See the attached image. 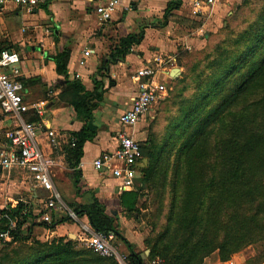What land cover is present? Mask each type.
Masks as SVG:
<instances>
[{"label": "crops", "instance_id": "0c3cea01", "mask_svg": "<svg viewBox=\"0 0 264 264\" xmlns=\"http://www.w3.org/2000/svg\"><path fill=\"white\" fill-rule=\"evenodd\" d=\"M106 1L37 0L31 14L10 4L4 10L0 25V53L11 50L19 54L17 67L27 100L45 102L41 115L28 113L24 120L42 124L36 141L43 156L52 161L51 182L60 202H66L71 210L69 207L85 206L95 199L128 245L140 250L144 232L136 213L147 212L140 207L147 193L140 179L144 157L137 167L133 185L128 188L121 187L109 173L96 172L92 161L117 148L119 118L129 108L144 80L138 83L134 79L137 72L169 58H174L177 65L185 52L199 50L205 35L216 32L215 26L225 16L226 6L217 0L215 5L204 7L201 14H196L189 0H180L170 11L167 6L177 0H115L111 19L99 24L94 9ZM229 2L227 0V4ZM129 35L140 36L139 44L132 46L124 56H118L119 42ZM85 50H90L91 56L82 66ZM63 53L67 73L59 75L52 59ZM174 69L177 68L157 75V81L165 83L168 89L181 73L178 68L177 76L170 77ZM77 83L91 96L90 117L86 121L72 106L75 100L72 86ZM154 107L129 130L140 146L149 142L152 124L158 121V107ZM85 126L94 137L82 145L81 156L76 160L73 153L67 156L65 148L70 135ZM13 127L14 122L0 111V150L9 149L7 132ZM136 194L137 198L133 196ZM46 196L42 189L33 187L25 171L17 167L0 170V210L21 202L30 207L35 216L32 237L80 241L83 238L81 225L90 228L88 219L79 217V223H74L64 210L57 209L51 213V224L43 223L40 218L45 212ZM131 206L138 211H132ZM3 242H8V238H0V245ZM253 246L227 261H220L215 252L203 264H264L260 249L255 251Z\"/></svg>", "mask_w": 264, "mask_h": 264}, {"label": "trees", "instance_id": "16d2710c", "mask_svg": "<svg viewBox=\"0 0 264 264\" xmlns=\"http://www.w3.org/2000/svg\"><path fill=\"white\" fill-rule=\"evenodd\" d=\"M179 2L169 4L167 11ZM139 41L140 36L133 35L122 39L117 55L124 56ZM52 61L57 74L66 75V55L59 54ZM226 82L234 83L233 88L210 111L197 115L186 110L181 114L180 108L167 127V138L174 139L173 144L180 140V148H185L182 167L173 173L169 193L173 206L178 204L181 213H169L161 231L145 241L150 257L164 264H203L215 252L220 261H227L249 246L264 243V58L250 64L243 77L231 75ZM72 89V106L86 121L91 96L78 83ZM93 137L86 126L71 134L68 142L74 139L75 143L65 148L67 156L73 153L78 160L82 145ZM156 137V133L150 134L149 148L145 150L150 160L162 152L152 144ZM179 172L183 192L177 185ZM155 176V170L146 172V187ZM165 186L163 182L161 187ZM133 196L137 198V194ZM70 208L78 217L85 216L93 231L120 239L129 252L128 264H137L139 254L133 252L95 199L85 206ZM131 210L138 211L134 206ZM34 220L30 207L21 202L0 210V234L9 238L1 244L0 264H115L91 251L97 257L91 259L92 263L79 260L82 253L74 251L71 241L57 245L36 241L28 245L36 226Z\"/></svg>", "mask_w": 264, "mask_h": 264}, {"label": "rangeland", "instance_id": "374dc122", "mask_svg": "<svg viewBox=\"0 0 264 264\" xmlns=\"http://www.w3.org/2000/svg\"><path fill=\"white\" fill-rule=\"evenodd\" d=\"M218 2L226 6L225 18L223 17L215 26L216 32L202 35H205V42L199 50L195 48L196 50L183 54L179 63L175 65V68L181 70L180 75L173 80L166 95L154 105L155 107L153 106L155 109L158 107L159 112L158 121L152 124L153 132L158 135V139L156 137L152 144L154 148H161L162 152L159 155L153 153L152 160H150L144 155L145 150L148 151L149 144L146 143L142 146L144 168L140 179L143 181L144 185H142L147 193L143 196L145 202L140 207L146 209L147 212L136 213L140 218L139 226L144 232L142 249H133L136 254L143 253L145 250L150 251L145 241L153 239L161 231L169 213H173L172 216L174 213H181L178 204L174 203L175 206H173L169 195L173 173L175 170L180 171L185 152V148L182 149V146L180 148V140L179 143L173 144L174 139L167 138L169 133L167 127L174 121V116L179 113L180 108H182L181 114L186 110L197 115H201L207 110L210 111L222 100L224 95L229 93L225 94L226 91L233 88L234 83L226 82L229 76L243 77L250 64L260 62L264 58V0H230L229 4H227V0H218ZM176 103L178 104L176 105ZM217 133L218 131L215 132V134ZM154 148L150 146L152 152L155 151ZM151 169L155 170L157 176L150 181L149 187H146L144 177L146 172ZM181 178L182 174L179 172L177 185L180 192H183L185 188L181 186V182H183ZM163 182L166 184L165 188L161 187ZM61 204L64 206L63 212L67 213L66 210L70 209L67 208L66 202L65 204L61 202ZM36 241L43 245H57L61 241L69 242V240L56 239L48 241L45 240V236L41 240L37 235H33L27 244L33 245ZM71 242L74 245V251L82 253L79 260L89 261L92 258H97L86 249L81 240ZM109 243L118 254L126 257L127 261L129 252L124 244L114 237ZM252 249L255 251L260 249V257L264 258V243H258ZM154 259L150 257L149 253L143 264H151ZM93 261L91 260L90 263ZM161 264H164L163 261Z\"/></svg>", "mask_w": 264, "mask_h": 264}, {"label": "built area", "instance_id": "2783aa9c", "mask_svg": "<svg viewBox=\"0 0 264 264\" xmlns=\"http://www.w3.org/2000/svg\"><path fill=\"white\" fill-rule=\"evenodd\" d=\"M196 14H201L204 7H212L217 0H189ZM37 0H0V25L6 6L13 4L31 14L37 7ZM116 1L108 0L103 5L94 9V14L99 24L107 23L115 12ZM91 56L90 50L83 51L82 66L86 65ZM20 56L11 50L0 53V111L8 119L14 122V127L7 132L10 142L8 150H0V170H9L17 167L30 176L34 188L46 192L44 213L41 221L51 224L52 211L64 209L59 195L51 182L52 161L43 156L37 144V137L41 131L40 122L25 121L24 116L32 113L41 115L45 102L42 100L30 102L26 98V89L20 80L18 64ZM174 58L160 60L155 67L145 68L135 75V80L140 83L137 94L131 101L129 108L120 116V128L116 133L117 148L113 152L102 153L92 161V167L96 172L109 173L116 179L121 187L128 188L133 185L136 178L137 167L142 160L141 146L129 130L132 129L142 117L146 116L152 107L167 93L168 86L157 81V75L175 68ZM53 144V141H51ZM75 140L67 143L68 148L74 147ZM67 217L74 223H79V217L72 211L66 210ZM90 226V225H89ZM83 238L81 242L86 249L102 258L112 259L115 264H127L126 257L118 254L110 245L112 235H105L81 225ZM7 237L0 234V238ZM8 238V237H7ZM9 241V238H8ZM159 258H155L151 264H161Z\"/></svg>", "mask_w": 264, "mask_h": 264}, {"label": "water", "instance_id": "95a60500", "mask_svg": "<svg viewBox=\"0 0 264 264\" xmlns=\"http://www.w3.org/2000/svg\"><path fill=\"white\" fill-rule=\"evenodd\" d=\"M177 74H178V69H174L171 71L170 77H176ZM149 253H150L149 250H145L143 253H140L138 257H136L137 264H143L144 260L149 256Z\"/></svg>", "mask_w": 264, "mask_h": 264}]
</instances>
